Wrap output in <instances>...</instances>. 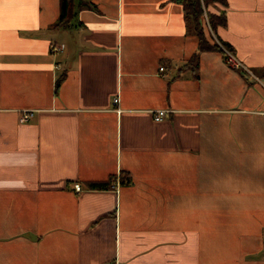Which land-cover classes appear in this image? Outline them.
<instances>
[{
    "label": "crops",
    "instance_id": "0c3cea01",
    "mask_svg": "<svg viewBox=\"0 0 264 264\" xmlns=\"http://www.w3.org/2000/svg\"><path fill=\"white\" fill-rule=\"evenodd\" d=\"M206 7L251 74L176 0H0V264H264V0Z\"/></svg>",
    "mask_w": 264,
    "mask_h": 264
},
{
    "label": "trees",
    "instance_id": "16d2710c",
    "mask_svg": "<svg viewBox=\"0 0 264 264\" xmlns=\"http://www.w3.org/2000/svg\"><path fill=\"white\" fill-rule=\"evenodd\" d=\"M60 1V11H59V17L56 23V26H65L71 15V9L73 7V4L75 1L78 3L82 0H59ZM179 2L182 6L184 18L187 22H190L192 24V29L194 36L197 40V49L196 51L189 57L187 60V63L182 66V68H197V61H198V54L202 51H210V50H218L222 57L224 58L223 51L221 47L218 45L217 42L213 40V38L210 36V34L207 32L205 21L203 20V7L206 8V16L207 19L212 25V27L215 24H221L224 22V17L222 19L221 16H214L210 15V12L207 10V5L213 2H219L222 3L224 0H176ZM223 47L229 49L228 46L221 44ZM91 188L94 189H106L109 188V184H91Z\"/></svg>",
    "mask_w": 264,
    "mask_h": 264
},
{
    "label": "built area",
    "instance_id": "2783aa9c",
    "mask_svg": "<svg viewBox=\"0 0 264 264\" xmlns=\"http://www.w3.org/2000/svg\"><path fill=\"white\" fill-rule=\"evenodd\" d=\"M205 16V14H204ZM218 43V45L221 47L222 51H223V55H224V60L225 63L227 65H229L232 69L234 70H244L245 72H249V74H251V72L245 68V66L236 59L235 55L232 53V51H230L229 49L223 47L218 41H216ZM59 48H55L53 47V50H58ZM159 70L162 71L163 67H159ZM113 102L116 103L117 102V98L113 99ZM34 115L33 111H21L18 121L20 123H24L29 121ZM165 115V110H158L156 112H154L153 114V120L154 121H160L163 119ZM112 188H117V183H113L112 184ZM73 189L74 191L78 192L81 190V186L78 183H75L73 185Z\"/></svg>",
    "mask_w": 264,
    "mask_h": 264
}]
</instances>
